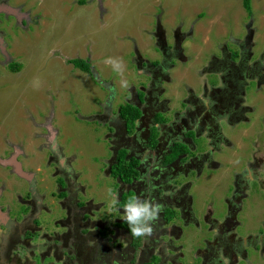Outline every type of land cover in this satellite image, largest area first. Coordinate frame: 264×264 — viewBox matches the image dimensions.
<instances>
[{
  "label": "rangeland",
  "instance_id": "obj_1",
  "mask_svg": "<svg viewBox=\"0 0 264 264\" xmlns=\"http://www.w3.org/2000/svg\"><path fill=\"white\" fill-rule=\"evenodd\" d=\"M185 1L0 0L5 5L1 7V12L7 14L4 16L6 21L0 26V31L4 33L3 38H0L3 39L0 43V156L7 157L13 147H23L28 158H23L21 153L15 156L25 164L24 169L52 186L54 174L51 175V170L54 164L48 167L51 155L47 149H39L44 142L38 138L44 132L40 128L41 122L48 116L52 117L54 127L61 132L59 141L64 147L65 156L72 159L74 168L82 176L87 194L79 196L88 202V210H93L91 220L101 222L109 234L111 231L116 232L109 235L108 239L111 243L116 241L121 248L109 254L107 260L110 259L108 261L111 264H118L120 255L121 262L126 263L123 255L125 238L114 225L117 217H123V212L121 215L115 209L109 212L108 189L114 191L118 179L106 171L108 164L105 162L113 156L109 151L108 130L90 118L101 113L99 109H102L104 101L103 104L112 102L116 112L132 91L138 89L145 79L135 62L139 55L148 61L151 59L149 62L160 60L161 51L152 37L160 23L166 29L169 44L179 38L177 31L180 35L182 31L191 33L189 36L182 35L186 36L182 42L188 61L179 62L175 58L171 62L175 66L170 72L172 81L163 85L166 90L164 97L170 100V113L174 110L182 113L183 101L189 100L191 96L190 88L203 96V83L209 79L208 71L205 70L207 63L219 46L220 52L222 45H226L231 52L235 49L227 35L233 27L236 34L243 32L242 24L238 23L242 22L246 14L241 0H190L192 7L184 9L182 4ZM253 9L259 22L260 28L257 27V31L262 35L260 39L263 45L264 0H253ZM5 54L9 57L8 61ZM78 59L90 63L91 74L71 63V60ZM248 90L246 103L255 110L250 116L251 123L247 124L251 132L248 139L244 140V146L247 147L246 144L253 141L254 134L258 133L254 146L262 156L264 84L259 89L258 84L252 83ZM112 95L116 99L111 98ZM211 127L213 132L217 130L213 125ZM223 127L230 135L227 125L223 124ZM195 142L200 145L201 139L196 138ZM205 142L203 140V149L210 150L209 144L206 146ZM8 143L10 148L7 147ZM253 150L250 148L246 153ZM238 153L223 147L222 151L213 155L215 162L222 164L221 169H210L207 166L200 174L191 172L187 177L180 174L171 184L170 194L173 196L183 184L191 183L188 196L194 197L193 208L198 212L195 214L200 228L184 226L186 223L183 225L185 234L180 243L185 244L187 257L199 256L206 264L264 263V185L261 187L259 183H252V198L245 202L246 207L242 206L238 210L235 207L232 211H237L229 219L231 208L228 209L225 200L229 196L233 198L232 193L236 191L233 187V192H230L233 175L240 170L244 171L247 164L244 155ZM7 172L6 167L0 168V174L8 187V193L1 201L3 205H7L4 203L18 191V184L14 180L21 181L22 178L13 172H10V176ZM73 172L78 174L76 170ZM70 187L73 189V186ZM25 188H30V184ZM9 192L12 194L8 195ZM58 192L56 186L50 189L48 195L51 202L44 203L55 213L56 221L51 213L45 215V212L35 220V225L37 221L40 226L42 223L41 237L34 234L36 245L41 244L43 234L63 235L66 230V227L57 226V222L69 221V212L56 203L59 198L62 199H57ZM210 210H213L215 216L207 223L204 220L205 214ZM19 211L20 207L17 206L11 213L17 216ZM226 217L228 219L225 221ZM90 228L99 229L97 225ZM205 239L208 244L206 246ZM19 245V253L23 257L26 248L22 247V242ZM35 248L34 245L31 250ZM159 252L155 249L154 255ZM34 256L28 254L26 260ZM91 258L92 262L74 253L70 264L102 263L98 252ZM44 259L45 262L54 263L53 258L45 256ZM199 259H195L196 263L193 264H201ZM26 260L23 259L24 262ZM144 261H150L147 253L145 256L140 255L137 260L133 259L134 264H142ZM165 264H172L171 259H167Z\"/></svg>",
  "mask_w": 264,
  "mask_h": 264
},
{
  "label": "flooded vegetation",
  "instance_id": "obj_2",
  "mask_svg": "<svg viewBox=\"0 0 264 264\" xmlns=\"http://www.w3.org/2000/svg\"><path fill=\"white\" fill-rule=\"evenodd\" d=\"M189 1L186 0L182 4L184 9L192 7ZM241 3L246 14L242 22L238 23L242 24L243 32L236 34L233 27L227 34L228 40L235 49L231 52L226 45L221 46V52L220 46L216 49V54L212 55L205 69L209 75V79L203 83L205 93L202 96L190 88L191 96L189 100L183 101L182 113L176 110L170 113V100L164 97L166 90L163 85L172 81L170 72L175 66L171 62L175 58H178L179 62L188 61L182 38L191 33L181 30L180 35L177 31L176 35L178 34L179 38L169 44L166 29L160 23L156 32L152 34L156 40V47L161 51L160 60L149 62L151 59L148 61L139 55L135 62L138 69L142 70L141 74L145 79L139 84L138 89L132 91L116 112L112 102L103 104L104 101L102 109H99L101 113L90 118L98 121L108 130L109 151L113 156L105 163L108 164L106 171L116 180L118 179V185L113 191L119 197L116 205V209H119L116 210L118 214L121 215L123 205L132 196L149 199L155 203L160 202L164 206L158 221L153 225V234L143 239L132 237L123 217L116 218L115 229L125 238V243L123 242L125 264H134L133 259L137 260L140 255L145 256V253L150 256V261H144L142 264H165L167 259H171L172 264H193L195 259H199V256L195 255L187 257L186 246L180 243L184 236V223L187 224L184 226L194 225L200 228L195 214L198 213L197 209L193 208L194 197L188 196L191 183L183 184L173 196L170 194L171 184L180 174L182 177H187L191 172L200 174L207 166L210 169L216 167L221 169L222 164L216 163L213 155L222 151L223 147L235 154L240 152L247 162L244 171L240 170L233 175V186L230 188V192H233V187L236 188L232 193L233 198L229 196L225 200L228 209L231 208L229 219L242 206L246 207L245 202L252 198L250 194L254 192L252 183L256 185L259 183L261 187L264 185L262 182L264 152L262 156L259 155L254 146L258 133L254 134L253 141L246 144L247 147L244 146V140L248 139V134L251 132L247 124L251 123L250 116L255 110L246 103L248 89L252 83L258 84L259 89L264 84V44L262 45L260 39L261 33L257 31L259 22L253 9V0H241ZM4 6L0 2V26L6 21L4 16H7L1 12L3 11L1 7ZM160 14L163 16V13ZM3 35L4 33L0 31V38H3ZM182 35L186 36L182 37ZM145 64L148 65L147 68ZM111 98L116 99L113 95ZM223 124L227 125L230 135L225 132ZM212 125L217 128L215 132L212 130ZM40 128L44 132L39 134L38 138L44 143L39 149L42 151L47 149L50 153L48 167L54 164L51 170V175L54 174L52 186L45 184L43 178L37 179V175L35 177L33 173L24 169L25 164L15 156L21 153L23 158H28L23 147L22 149L21 146L13 147L7 157L0 156L1 169L6 167L7 174L13 172L12 174L15 173L18 178L22 177L21 181L14 180L18 184V191L13 198L9 197V201L4 203L7 205H3L1 201L8 193V187L0 174V264H51V261L45 262V256L53 258V264H70L74 253L79 257L85 256L92 262L91 257L95 252L99 254L102 262L100 264H111L108 261L110 259L107 260L109 254H113L114 249L121 248L116 241L111 243L108 239L109 235L116 232L111 231L109 234L110 232L102 227L101 222L91 220L93 210H88V202L81 199L87 194L82 176L78 173V169L74 168L72 159L65 156L64 147L59 141L61 132L54 127L53 118L50 116L44 118ZM263 134L262 131V137ZM196 138L201 139L200 145L196 144ZM216 138L218 140H215ZM203 140L206 141V146L207 143L209 144L210 150L203 149ZM213 145H215L214 149ZM7 147L10 148L9 143ZM250 148L254 150L246 153ZM3 161L13 164H4ZM17 164L25 173V177L17 175ZM73 170L78 174L75 175ZM7 177L10 179L9 176ZM27 184H30L28 189L25 188ZM55 186L59 190L57 199L58 197L63 199L59 198L56 203L69 212V221L57 222L58 228L66 227L63 235L43 234L41 244L36 245L33 241L34 234L37 233L38 238L41 237L42 223L40 226V222L37 221L35 225V220L45 212V215L51 213L53 220L56 221L55 213L49 209V205L48 207L44 205L45 202L50 204L48 191ZM70 186H73V189ZM10 194L12 193L9 192L8 195ZM22 205L25 207L23 208ZM17 206L20 207V211L14 216L11 212ZM235 207L237 210L232 211ZM214 216L213 210H210L205 214L204 220L208 223ZM217 217L220 218L219 215ZM227 219L228 217L225 221ZM96 225L99 227L98 230L90 228ZM20 242L22 247L26 248L23 257L19 253ZM37 242L39 243L38 240ZM204 244L208 245L206 239ZM34 245L36 248L31 250ZM155 249L160 251L159 254L154 255ZM28 254L35 256L27 261ZM121 259L122 255L118 256V264H124ZM199 260L201 264H206L205 261H201L202 259Z\"/></svg>",
  "mask_w": 264,
  "mask_h": 264
},
{
  "label": "clouds",
  "instance_id": "obj_3",
  "mask_svg": "<svg viewBox=\"0 0 264 264\" xmlns=\"http://www.w3.org/2000/svg\"><path fill=\"white\" fill-rule=\"evenodd\" d=\"M2 42V41H1ZM110 203L109 212L116 209L119 197L112 189H108ZM162 206L139 196L130 197L123 205V221L128 225L132 237H149L153 234V225L158 221Z\"/></svg>",
  "mask_w": 264,
  "mask_h": 264
},
{
  "label": "trees",
  "instance_id": "obj_4",
  "mask_svg": "<svg viewBox=\"0 0 264 264\" xmlns=\"http://www.w3.org/2000/svg\"><path fill=\"white\" fill-rule=\"evenodd\" d=\"M248 8H249V5H248ZM71 63H73L76 67L80 68L81 70L85 72H89L90 74L92 73L91 65L87 61L78 59V60H71Z\"/></svg>",
  "mask_w": 264,
  "mask_h": 264
},
{
  "label": "water",
  "instance_id": "obj_5",
  "mask_svg": "<svg viewBox=\"0 0 264 264\" xmlns=\"http://www.w3.org/2000/svg\"><path fill=\"white\" fill-rule=\"evenodd\" d=\"M0 43H1V40H0ZM5 55H6L7 60H8V59H9L8 55H7V54H5ZM3 163H4V164H9V163H11V162H9V161H3ZM11 164H13V163H11ZM14 164H15V163H14ZM17 165H18V164H17ZM17 165H16V173H18L20 176L25 177L26 175H25L24 172L21 171V169H20V165H18V168H17ZM14 166H15V165H14Z\"/></svg>",
  "mask_w": 264,
  "mask_h": 264
}]
</instances>
